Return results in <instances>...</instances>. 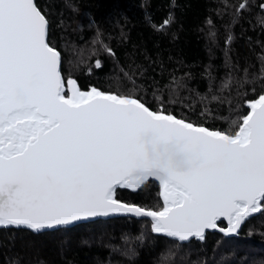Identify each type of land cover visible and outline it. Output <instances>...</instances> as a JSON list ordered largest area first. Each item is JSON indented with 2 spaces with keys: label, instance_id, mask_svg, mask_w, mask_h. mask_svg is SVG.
<instances>
[{
  "label": "snow or ice",
  "instance_id": "obj_1",
  "mask_svg": "<svg viewBox=\"0 0 264 264\" xmlns=\"http://www.w3.org/2000/svg\"><path fill=\"white\" fill-rule=\"evenodd\" d=\"M246 6L241 0L236 11ZM47 28L35 0H0V226L39 232L134 214L150 217L153 232L188 241L203 240L222 218L228 227L219 231L235 233L264 210V94L246 101L235 131H221L162 104L153 111L132 93L84 92L71 77L65 85ZM153 178L158 210L116 198Z\"/></svg>",
  "mask_w": 264,
  "mask_h": 264
},
{
  "label": "trees",
  "instance_id": "obj_2",
  "mask_svg": "<svg viewBox=\"0 0 264 264\" xmlns=\"http://www.w3.org/2000/svg\"><path fill=\"white\" fill-rule=\"evenodd\" d=\"M35 3L65 82L71 77L82 90L132 93L154 111L162 104L166 113L221 131L264 90V0H246L240 12L241 0ZM116 198L162 207L152 180L136 192L117 189ZM0 264H264V210L237 236L207 232L203 242L154 235L148 219L125 216L37 234L2 228Z\"/></svg>",
  "mask_w": 264,
  "mask_h": 264
},
{
  "label": "water",
  "instance_id": "obj_3",
  "mask_svg": "<svg viewBox=\"0 0 264 264\" xmlns=\"http://www.w3.org/2000/svg\"><path fill=\"white\" fill-rule=\"evenodd\" d=\"M47 33H48V28H47ZM47 38V37H46ZM48 42V41H47ZM57 50V49H56ZM58 51V50H57ZM59 52V51H58ZM73 79V78H72ZM68 81V80H67ZM67 81L65 82V85L67 86ZM76 81V80H75ZM78 85V84H77ZM79 87V86H78ZM91 88H93V87H91ZM91 88H89V89H86V90H82V89H80L81 91H84V92H87V91H89ZM98 89V88H97ZM100 90V89H99ZM69 95H71V92H69L68 93ZM261 94H264V90H263V92L261 93ZM260 94V95H261ZM259 95V96H260ZM258 96V97H259ZM257 97V98H258ZM256 98V99H257ZM253 100H255V99H253ZM246 107H247V109H248V111H250V108H249V106H248V104L246 103ZM152 110V109H151ZM154 111V110H153ZM248 111H247V113H248ZM247 113L245 114V115H247ZM175 116V115H174ZM178 118V117H177ZM178 119H181V118H178ZM186 121V120H185ZM186 122H188V121H186ZM191 123V122H190ZM198 126H202V125H198ZM203 127H206V126H203ZM207 128V127H206ZM208 129H210V128H208ZM210 130H214V129H210ZM150 180H152V181H155V182H157V184H158V186H159V197H160V200H161V203H162V207H163V199H162V197H161V195H160V192H161V188H160V185H159V182H158V180H156V179H149L148 181H150ZM147 181V182H148ZM146 182V183H147ZM142 187V186H141ZM140 187V188H141ZM120 189H126V188H120ZM139 189V188H138ZM138 189H136V190H131V189H127L128 191H131V192H136V191H138ZM118 199V198H117ZM120 201H122V200H120ZM122 202H124V201H122ZM124 203H127V202H124ZM130 204V203H129ZM139 206V205H138ZM262 211V210H261ZM261 211H259V212H257V213H253V214H251L248 218H246V220L242 223V225H241V227L244 225V223L248 220V219H250L251 217H253V216H255V215H257V214H259ZM121 216H125V217H133V218H136V219H143V218H146V219H148L150 222H151V232H152V234H154V235H160V236H164V237H166V238H169V239H172V240H175V241H177V242H179V243H186V242H189V241H191L192 239H194V240H196V241H200V242H203L204 241V239H205V236H206V233L207 232H216V233H219V234H221V235H223L224 237H235V236H237L238 235V233H239V231H240V229H241V227L235 232V233H224V232H221V231H219V229L220 228H227L228 227V222H227V220L226 219H221V220H219L218 221V227L216 228V229H208V230H206L205 231V234H204V239L203 240H201V239H199V238H195V237H193V238H190L188 241H180V240H178L177 238H173V237H169V236H167L166 234H163V233H155V232H153V230H152V219L150 218V217H147V216H136V215H134V214H110V215H108V216H98V217H93V218H88V219H82V220H80V221H77V222H74L73 224H70V225H66V226H58V227H53V228H46V229H44V230H41V231H39V232H34V231H32V230H30V229H28L27 227H25V226H11V225H9V226H0V229H2V228H16V229H25V230H28V231H30V232H32V233H35V234H37V233H41V232H45V231H54V230H57V229H60V228H68V227H72V226H75V225H78V224H82V223H86V222H90V221H94V220H98V219H110V218H114V217H121ZM220 222H223L224 223V225L223 226H221L219 223Z\"/></svg>",
  "mask_w": 264,
  "mask_h": 264
}]
</instances>
